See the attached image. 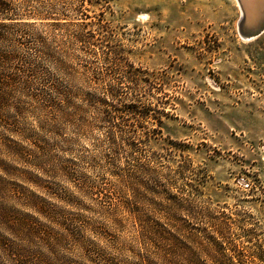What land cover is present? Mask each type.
<instances>
[{
    "label": "rangeland",
    "instance_id": "1",
    "mask_svg": "<svg viewBox=\"0 0 264 264\" xmlns=\"http://www.w3.org/2000/svg\"><path fill=\"white\" fill-rule=\"evenodd\" d=\"M28 3L54 11L1 20L0 87L10 91L0 97V264L137 262L129 230L113 218L132 191L105 162V66L67 35L45 33L49 23L80 22L82 6L89 16L103 11L123 58L155 83L161 124L147 151L160 163L155 180L137 181L223 212L229 225L217 243L264 264V30L244 40L235 0ZM125 156L118 152V167ZM172 247L179 256L190 244L175 234Z\"/></svg>",
    "mask_w": 264,
    "mask_h": 264
},
{
    "label": "trees",
    "instance_id": "2",
    "mask_svg": "<svg viewBox=\"0 0 264 264\" xmlns=\"http://www.w3.org/2000/svg\"><path fill=\"white\" fill-rule=\"evenodd\" d=\"M82 7L76 10L80 22L49 23L45 25V33L52 36L57 31L67 35L83 54L99 57L105 66L109 84L103 88L100 100L101 122L106 125L111 156L105 162L110 177L128 180L124 182L125 187L132 191L131 196L118 202L113 218L114 224L129 230L136 264H246L244 253L236 244L229 243L225 247L218 244L217 240L223 238L229 225L223 212L215 215L193 195L161 198L137 181L155 180L160 163V157L147 151L149 140L157 138L161 124L158 106L151 101L155 83L148 80L144 70L135 68L123 58L103 11L89 16ZM20 10L28 12L29 17L44 20L53 14L54 8L42 3L30 7L28 0H0V29L7 27L1 20H11ZM8 91L10 89L0 87V97ZM149 123L153 128L147 127ZM119 151L126 155L122 168L117 166ZM181 214L203 219L206 225L200 230L190 228L186 221L177 220ZM210 229L216 237L209 235ZM175 234L190 244L179 256L172 251Z\"/></svg>",
    "mask_w": 264,
    "mask_h": 264
},
{
    "label": "bare ground",
    "instance_id": "3",
    "mask_svg": "<svg viewBox=\"0 0 264 264\" xmlns=\"http://www.w3.org/2000/svg\"><path fill=\"white\" fill-rule=\"evenodd\" d=\"M235 2L241 13L238 31L245 41H252L264 30V0H235Z\"/></svg>",
    "mask_w": 264,
    "mask_h": 264
},
{
    "label": "water",
    "instance_id": "4",
    "mask_svg": "<svg viewBox=\"0 0 264 264\" xmlns=\"http://www.w3.org/2000/svg\"><path fill=\"white\" fill-rule=\"evenodd\" d=\"M239 27V26H238Z\"/></svg>",
    "mask_w": 264,
    "mask_h": 264
}]
</instances>
